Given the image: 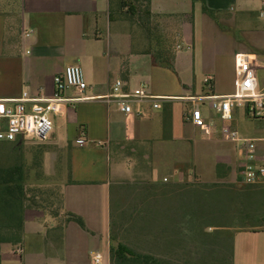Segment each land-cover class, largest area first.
Returning a JSON list of instances; mask_svg holds the SVG:
<instances>
[{"label":"crops","instance_id":"crops-1","mask_svg":"<svg viewBox=\"0 0 264 264\" xmlns=\"http://www.w3.org/2000/svg\"><path fill=\"white\" fill-rule=\"evenodd\" d=\"M205 4L211 14L200 1L151 0L145 25L150 34L128 17L111 18L109 0H0V97H18L24 90L50 97L54 77L69 65H79L87 83L83 93L67 89L64 98L73 101L54 114L57 129L78 127L60 148L69 152L67 178L61 165L60 213L27 210L23 241L1 245V264H94L97 253L100 264H111V185L169 182L174 165L185 160L173 161V142H188L199 131L186 118L190 109L173 107L174 98L197 94L189 89L186 62L191 57L195 74L211 77L201 94L209 89L216 95L235 91L237 53L257 54L264 62V0ZM178 39L190 49L178 51L183 48ZM164 61H172L173 68L160 64ZM173 70L180 80L174 91ZM117 80L124 90L144 87L170 100L160 109L134 103L125 113L102 99ZM181 91L185 94L173 93ZM81 138L84 146L77 144ZM53 155L51 148L44 152L46 176L53 171Z\"/></svg>","mask_w":264,"mask_h":264},{"label":"rangeland","instance_id":"rangeland-1","mask_svg":"<svg viewBox=\"0 0 264 264\" xmlns=\"http://www.w3.org/2000/svg\"><path fill=\"white\" fill-rule=\"evenodd\" d=\"M180 35H182V32ZM178 45H183V48L178 49V51H188L191 47L182 43L179 39ZM198 46L199 48L201 47L200 44ZM255 56L259 57L257 54ZM198 59L199 57L197 56L196 62L193 65L195 68L199 66ZM191 60L192 58L190 57L189 61L186 62V65H188V73L185 72L186 80L191 82V88H189L191 89V93L194 92L193 88L195 87V92L197 93L195 96H198V94L202 93L203 88H207L205 84L207 77L199 71L195 74L194 69L191 68ZM262 64L264 62L261 63L260 61L258 67H261ZM257 74L259 87H261L264 82V70L259 69ZM179 84L178 75L173 70V91ZM173 93L185 94L182 91ZM204 93L211 92H209V89L208 91L206 89ZM173 107L175 110L190 109V105L183 98H174ZM200 108L206 117L212 115V111L207 104L200 103ZM50 117L54 126L52 132L49 134V138L45 141L46 143L34 139L32 135H28L23 144V151L29 165H32L36 158L40 160L38 167L30 169V182L42 183L46 186H60L62 182L61 165L67 178V164L69 161L68 149L61 151L60 148L64 144H67V139L77 134L78 127H73V129L68 131L61 128L57 129V119L54 117V114H51ZM234 127L239 131L242 138H261L264 136V119L247 116L245 108L236 110ZM65 132L67 134L64 136ZM53 134H55V137H53ZM47 143L57 145L58 147L56 148L58 150ZM13 146V143L0 142L1 162L11 161L8 154ZM238 146L239 144L237 143L225 141L219 133V127L213 128L210 135L200 130L197 132L193 131L189 135L188 142H173V161L178 159H185L187 161L177 162L174 165L173 178H170L169 182L164 184L156 180L151 183L149 181H142L141 183H115L111 185V224L113 231L111 243L122 242L137 252L163 256L173 264H182L183 260H190L192 264H219L205 263V258H210L213 249L208 250L200 244L201 242L175 244L171 241L175 238L178 231L173 224H176L181 219V215L177 214L179 198H174L176 194L173 186L191 182L212 183L220 181L228 184L237 182L241 178L238 169V159L240 156ZM48 148L52 149L53 156L56 158L52 173L46 176L44 175L46 169L43 158L44 152ZM218 166H222L220 174L217 170ZM175 169L178 172H175ZM220 175L221 178H219ZM261 185L264 186V184ZM148 189L151 190L153 195L150 194V199L148 198L145 203L143 196L145 197L146 192H149ZM182 200L186 202L185 199ZM252 200L254 208L260 210L264 215V187H260V192ZM144 203L146 205L150 203L149 205L154 209L152 214L139 213L137 211L143 208ZM173 205L176 206V210ZM262 222L253 226L232 229V261L228 259L229 264H264V230L260 226ZM144 223H148V225L144 227ZM214 230V228H209L207 232L212 233ZM214 250L216 251L215 255L221 257V249L215 247Z\"/></svg>","mask_w":264,"mask_h":264},{"label":"trees","instance_id":"trees-1","mask_svg":"<svg viewBox=\"0 0 264 264\" xmlns=\"http://www.w3.org/2000/svg\"><path fill=\"white\" fill-rule=\"evenodd\" d=\"M109 1L111 18L115 15L120 18L128 17L151 32L150 27L145 26L152 16L151 0ZM193 1L202 3L204 13H212L206 6L205 0ZM162 63L170 69L173 68L172 61L160 62ZM13 144L8 154L11 161H0V248L3 244L16 246L22 243L27 210H41L53 217H57L60 213V187L30 182V169L38 167L40 160L36 158L32 165H29L24 156L23 143ZM221 167L217 168L219 174ZM260 187L264 186L245 185L240 182V178L233 184L216 181L174 185L173 190L176 194L174 198L180 199L177 203V214L181 215V219L173 224L178 231L171 241L175 244L201 242L200 244L208 250L213 249L210 258H205V263L229 264L228 259L232 261V229L253 226L264 221L263 213L254 208L252 200L260 192ZM148 191L145 197L143 196L145 203L149 195H153L151 190ZM145 203L143 208L137 211L152 214L154 209L149 205L150 203L148 205ZM174 209L176 210V206ZM145 224L144 227L148 225ZM209 228H214V232H207ZM215 247L221 249V257L215 255ZM110 259L111 264H173L163 256L137 252L122 242L111 244ZM182 264H192V262L183 260Z\"/></svg>","mask_w":264,"mask_h":264},{"label":"built area","instance_id":"built-area-1","mask_svg":"<svg viewBox=\"0 0 264 264\" xmlns=\"http://www.w3.org/2000/svg\"><path fill=\"white\" fill-rule=\"evenodd\" d=\"M31 31L25 33L29 37ZM259 57L248 53L235 55V91L231 94L216 95L203 93L198 96L183 98L191 104L186 118L195 128L210 135L213 128L219 127V133L227 142L239 144L240 156L238 169L240 182L245 185L264 184V136L261 138H242L234 127L236 110L245 108L249 117L264 119V86L259 87L257 69ZM54 92L50 97L33 96L24 90L20 96L13 98L0 97V142L23 143L28 135L45 142L53 130L54 123L51 114H59L62 104L73 101L64 98L67 89H75L83 93L87 88L83 70L79 65H69L62 73L54 77ZM211 77L205 80L210 86ZM107 103H117L125 113H131L134 103H151L153 108L160 109L167 97L151 95L144 87L133 91L124 90L122 80H117L111 92L102 98ZM207 104L216 118L207 119L201 108ZM217 127V128H218ZM80 146L85 145V139L77 140ZM168 181V179H164ZM264 230V221L261 225ZM101 254H95L94 264L101 263Z\"/></svg>","mask_w":264,"mask_h":264}]
</instances>
